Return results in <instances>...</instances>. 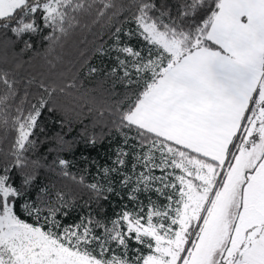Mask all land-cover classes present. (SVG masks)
<instances>
[{"label":"snow or ice","instance_id":"obj_1","mask_svg":"<svg viewBox=\"0 0 264 264\" xmlns=\"http://www.w3.org/2000/svg\"><path fill=\"white\" fill-rule=\"evenodd\" d=\"M124 12L134 27L116 26L97 49L126 90L98 109L121 144L91 182L59 155L71 148L62 136L51 163L35 157L40 118L58 96L84 100L73 93L83 85L41 80L30 92L34 80L0 67V264H264V0H0V31L52 48L82 19L111 24ZM82 135L93 148L105 136ZM41 169L98 206L127 202L111 217L89 202L67 224L75 197L52 181L37 187Z\"/></svg>","mask_w":264,"mask_h":264},{"label":"trees","instance_id":"obj_2","mask_svg":"<svg viewBox=\"0 0 264 264\" xmlns=\"http://www.w3.org/2000/svg\"><path fill=\"white\" fill-rule=\"evenodd\" d=\"M125 15L127 12L121 13L111 24L93 23L91 18H84L81 20L80 27L76 28L61 44L52 48L46 42L33 37V47L25 49L23 43L16 41L10 32L0 31V67L12 71L20 80L21 85L34 80L35 82L28 88L30 92L38 90L41 80L75 78L78 86L83 85L79 91L74 89L73 93L79 96L80 93L86 92L87 96L84 100L72 103L69 98L58 96L54 101L56 110L44 112L40 118L44 131L37 130L39 140L43 143L39 145L35 157H46L47 162L51 163L57 153L50 152L49 149H55L56 137L62 136L71 144V148L60 152L59 155L68 159L71 162L69 170L77 177L83 174L86 182L92 181L97 164L111 165V157L114 156L117 146L121 144V137L114 129L109 134L110 122L107 120V113L102 118L98 109L105 104L115 105L116 102L123 101L126 97V90L118 80L106 75L114 66V61L107 55H100L97 49L101 46L105 50L108 49V46L112 44L110 33L115 30L116 26H122L124 29L134 27L124 21ZM121 21H124L123 24L120 23ZM122 39L134 46L140 43L137 39L128 40L123 35ZM91 67H95L97 72L88 75ZM22 94L23 88H21ZM89 108L92 111H89ZM85 128L89 134L100 135L103 132L105 134L103 141L94 148L86 146L85 136L82 135ZM2 135H4V130L0 129V136ZM0 146L6 148L7 142ZM86 166L89 169L88 172L84 171ZM130 167L131 164H129ZM48 181L55 182L57 187L67 186L65 190H70L71 195L75 197V207L65 220L67 224L78 222L80 216L86 215L89 211V202H91L93 213L100 212L103 208L106 209V215L109 217L127 202L126 195L123 201L112 195L108 201H101L98 206L86 188L73 184L70 179L41 169L37 187L42 182L47 183ZM116 187L119 189L118 181ZM141 199L144 198L141 197ZM22 218L28 220L23 214Z\"/></svg>","mask_w":264,"mask_h":264}]
</instances>
